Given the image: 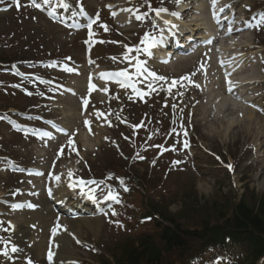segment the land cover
Segmentation results:
<instances>
[{
    "label": "rangeland",
    "instance_id": "rangeland-1",
    "mask_svg": "<svg viewBox=\"0 0 264 264\" xmlns=\"http://www.w3.org/2000/svg\"><path fill=\"white\" fill-rule=\"evenodd\" d=\"M31 1L32 0H19V7H17V0H0L2 4L7 2L0 12V52H4L5 54H17V57L12 56L13 58L24 57L25 59L39 58L40 61L44 60L43 68L39 70L40 74L43 76L42 78L49 77L51 80L60 83L63 73L60 71L56 73L54 70L52 71L51 66H49L51 63L48 62L49 59L58 56L61 57L63 61L66 60L67 62L68 60H72L70 54L72 56L77 55L79 58L86 47V40L84 41L80 35L74 37L63 33L61 29H56L49 24L45 13L37 11L29 6L31 5ZM69 2L73 5L79 2L85 8L94 12L97 17L96 19L102 20L104 18L106 22L109 21L119 34L122 35L121 37L127 38V36H129L128 43L130 45L139 42L146 34L151 36L157 35L158 33L152 21L156 18L152 15L147 16L146 9H137V5L133 4L132 0H69ZM263 2L264 0H254L255 4H253V2L250 3L254 5L255 8L257 7L256 5H261ZM110 5L113 8H109V10L103 9L108 8ZM201 8L204 9L200 3L199 9ZM125 9H131V11H125ZM115 11L119 12L110 16L109 13H114ZM139 12H141L144 17L141 20L136 19ZM200 13L201 12H199V15L203 17L204 15ZM123 16L126 19L123 18ZM117 19H121L122 21ZM132 20L137 21L134 23ZM163 24L165 23L163 22ZM148 26H151V28H148ZM261 29L259 35H254L250 37V39L254 40L253 42L255 44L264 45V26ZM102 32L101 29L99 31L101 36L103 35ZM161 37H163V35L160 36V38ZM119 40H110V44L107 48H99V52L105 54L99 58L98 61L106 63L110 69L115 71L126 70L132 77L131 81L134 82L136 80L135 84L137 88H149L145 77V79L141 77L136 79V66L138 63H143L144 67L147 68L149 72H154L157 76L165 77L164 80L152 79L150 83L152 88H207V76L212 78V82L215 78V65L214 63L210 64V61H208V59L213 60L211 54H199L195 63H190L188 60L175 62L172 69H168L169 71H167L161 68V64L155 57L147 56L145 50L146 46L144 47L145 44L140 47L139 52L134 50L127 54L129 57L128 59H126L123 54L121 56L122 45ZM144 53L145 56L142 57ZM149 65L154 66V69L149 67ZM201 65H203V68H201ZM35 71L37 70H33L31 73ZM11 73H15V71H11ZM184 76H189L192 82L181 80ZM15 79V77H11L10 75L0 74V88H3L1 90L2 92H0V105L9 104L11 106L25 107L31 103L29 100L23 101L20 95L16 96L13 93H6L9 88H51L36 81L23 85L15 84ZM174 80H181V82L173 87L171 82ZM87 83L91 87L93 85H95V88L98 87V81L93 82L91 79L87 78ZM202 101L201 99L197 106H200ZM226 108H228V102H220V105L213 106L210 104L202 105L197 109V114L203 121L202 125L197 126V128L199 134L205 137L203 142L206 143V147L211 152L219 155L223 160L231 162V165L234 164L232 170H226L217 164L202 161L199 167L203 175H198L193 179L183 178L179 173H176L163 181L161 179L154 180L153 178H148L149 171L144 165L145 171L138 168L137 176H140L144 182V188L147 192V196L150 197L149 201L151 205H163L167 211L165 214L171 216L173 220L179 224V232L184 233L185 230L189 228L200 227L209 213H211L210 217L212 222H216L218 218L228 216L229 213L233 211L234 204L237 201V194H242L241 198H245L248 207H251V205L257 207L258 202L264 203V159L257 158L258 155L256 154L259 153V150L256 149V147L253 146L255 151L250 148L252 147L251 142L253 139H256L257 128L263 124L255 120L254 117L251 118V122L244 118L237 117V111H240L238 109L237 111L225 112ZM62 113L65 114V111ZM75 122L77 123V119ZM245 128H248V130L246 131ZM4 131L5 128L0 127V135ZM78 135V141H80L81 145L86 149L79 152L80 158L85 163L89 159L91 162L89 166L94 169V149L97 148L99 144V138L96 139L90 135H84L82 132ZM195 135L198 136L197 130H195ZM259 139L262 145H264V132H262ZM17 145H19V143ZM100 145L103 144L100 143ZM9 151L11 155L15 156L23 163H27L29 159L28 155H31L26 147L21 149L17 146ZM261 155L264 156V150ZM117 167H119V165H117ZM114 168L115 167H113V169ZM130 169L131 174L136 173L134 168ZM93 171L95 170H90L86 173L92 174ZM224 174H228L229 176ZM12 178L13 177L8 178L9 182L7 183L5 179H0V188H2V186H4L3 189L14 188L17 185L15 184L17 179ZM141 197L144 199V196ZM214 207H219L220 210L218 211V209ZM206 210H208V212H205ZM221 211L224 213L223 215H219ZM252 213L257 212L255 211ZM150 232L151 228L135 229L133 232L134 237L126 240L120 239L115 234H108L105 231L102 232V230H98V234H96L95 237L96 239L93 240L89 231L82 229L81 233H79V237L92 244L98 243L100 246L99 253L102 255L106 254L111 260L112 257L116 258L119 256L122 248L131 244H136V240L139 237L143 236L144 233ZM152 239L155 240V238ZM143 240L147 239L143 238ZM81 247L83 249L73 246V255L91 260L93 255L91 254L92 252H90V247L89 250H86L83 245ZM162 259L164 260V264H172L173 261L179 260L177 259V254L173 256L164 255ZM83 264L85 263L83 262Z\"/></svg>",
    "mask_w": 264,
    "mask_h": 264
},
{
    "label": "bare ground",
    "instance_id": "bare-ground-1",
    "mask_svg": "<svg viewBox=\"0 0 264 264\" xmlns=\"http://www.w3.org/2000/svg\"><path fill=\"white\" fill-rule=\"evenodd\" d=\"M199 1L197 0V3ZM182 2H187L186 3L187 7L182 12V18H183L182 20H185V19H188L190 17V14H191V16H193V13H195V11H197L198 8H197V5L192 6V2L193 1L191 2L190 0H183ZM229 7H232L231 4L226 9L223 6L224 10L221 11V14H222V12L225 13ZM212 9H213V7L211 5L207 6L206 9H205V13L206 12H210ZM199 10H202L203 12H201L200 14H203L205 16L204 9L201 8ZM196 13L193 16V22L194 23H192L194 28L195 27H200V26H203V25H207V22L205 21V18L200 16V15L197 17ZM236 14L237 13H236V10L234 8L233 9V14H232L233 18H235ZM206 15L208 17L207 13H206ZM159 19H160V21H161V19H164L163 15H161L159 17ZM215 21L218 22V20H213L212 18H209V24H215ZM239 22H240L239 19H236V21H235L236 25L235 26L237 27V29L241 30V27L238 26ZM176 23L179 24L178 22H176ZM180 26H182V25H180ZM202 28H204V27H202ZM192 31H193V28H191L188 31V34L191 33ZM179 32L183 33L181 28L179 29ZM242 34H244L243 31H239L236 34H233L231 37H228V36L224 37V34H221L217 38L216 42H218L219 40L222 39L223 49L221 50V52L224 55L223 62L225 64H227L228 66L238 65V64L242 63V60L244 62H246L244 57H243L244 51L246 53H248V55H250V52L255 50L254 47H249L248 45H244L243 44V40L246 39V35L245 34L242 35ZM228 41H233L234 42L231 45L232 47H234L233 50H231L229 48H226L227 45H228ZM236 50L238 52H240L238 57H230L231 54L233 52H235ZM255 52H257V51H255ZM169 54L170 53H168L166 51H163V53L161 54V57L164 58V59H167ZM252 61H253V59H252ZM96 71H98V69ZM100 73L101 74H105L102 71ZM143 73H144V75L148 76L146 72H143ZM141 75H143V74H141ZM226 75L229 76V78H226L225 82L223 80H219L218 83H217L218 86L216 88H229L230 86H231V88H255V90L258 93V89L260 88L259 87V84H260L259 80L263 77L264 72L261 71V69H259L258 71L251 70L250 74L246 73V75H245V73H243L242 75H244V76L237 77L236 79L233 76L231 77L229 73H226ZM229 82H231V84ZM69 108H73V105H70ZM231 110H233V109H231ZM231 110H227L226 112H231ZM244 111H245L244 114H243V118L244 119L249 120L251 122V117H254L255 120L260 121L263 124V125H260V127L257 128L256 139H253V141L251 142L252 143L251 145L256 147V149H258L260 151V155H261L263 153V150H264V145H262L261 140L259 138H260L262 132L264 131V119L262 117H260V116H257L255 112H252L249 109H244ZM237 114H238V112H237ZM201 122H202V120L199 118V115H196V123L199 124ZM245 130L247 131L248 128L247 129L245 128ZM200 189H201V187H200ZM30 217L32 218L33 221H37V219H39L40 222L37 221L38 222V227L41 228L42 230L46 229V223H47V219L46 218H41L37 214H34V215L30 214ZM98 224H99V222L97 220H95L93 222H89V221L84 219V220L71 221V222L68 223V226H69V229L72 230L73 232L80 233V231L83 228H85V229L90 230V232L95 234L96 230H97V227L99 226ZM60 244H61V246H60V249L58 250V255L59 254L63 255V254H65L67 252V250H70V248H69L70 241L67 240L65 237H62V239L60 241ZM66 257L68 258L69 254Z\"/></svg>",
    "mask_w": 264,
    "mask_h": 264
},
{
    "label": "snow or ice",
    "instance_id": "snow-or-ice-1",
    "mask_svg": "<svg viewBox=\"0 0 264 264\" xmlns=\"http://www.w3.org/2000/svg\"><path fill=\"white\" fill-rule=\"evenodd\" d=\"M43 2H44V4H47V3H49V0H43ZM146 2H147V0H146ZM174 2H175L177 5H179V4L182 2V0H174ZM218 4H219V0H211V5H212V7H213L214 9L217 7ZM16 6L19 7V2H18V0H17V3H16ZM32 6H33V7H36V8H40V7H41L40 4L36 3V0H32ZM64 7L67 8L68 5L65 4ZM109 7H111V5H110ZM219 10H220V11H223L224 9H223V7H221ZM125 11H131V9H125ZM153 11L155 12V14H156L157 17H160L162 13H166V12H168V9L163 8V7H160V8L153 9ZM113 15H115V13H113ZM170 15L175 16V17H179L180 13H179V12H171ZM213 16H214V18H216V13H215V12L213 13ZM143 18H144V17L141 16V15H137V16H136V19H138V20H141V19H143ZM164 23H165L166 25H168V24H170L171 22L168 21V20H164ZM260 25H264V13L261 14V18H260V21H259V24L257 25V27H259ZM88 27L91 28V24H89ZM172 27H176V26H175V25H172ZM105 30H107V28H105ZM228 31H229V33H230V32L232 31V29L229 28ZM141 43H144V44L147 45V47H146L145 50L148 51V49L154 48V47L156 46V43H157V42H156V40H155L154 37H150V35L146 34V35L144 36L143 40L141 41ZM207 43H211V40L207 41ZM132 51H133L132 48H128V53H131ZM135 51L139 52V51H140V48H139V47H136V48H135ZM148 54L151 55V52L149 51ZM125 58H126V59L129 58L127 54L125 55ZM113 59H115V58H113ZM136 67H137V74H143V72H148L147 68L144 67V64H143V63H138ZM201 68H203V65H201ZM102 75H103L105 78H108V79H112V78H121V79H119V81H118V82L121 84V87H133V88H135V85L131 83V79H132V77H131V75H130L126 70H124V71H119V72H116V73H111V74H102ZM193 75H194V74H193ZM148 76H150L153 80H164V79H165V77H163V76H157L156 73H154V72H148ZM181 80H187V81H189L190 83L192 82V81H191V78H190L189 76H184V77L181 78ZM181 80H174V81L171 82V85L174 87L176 84L180 83ZM229 83L231 84V82H229ZM17 87H18V85H17ZM92 87L95 88V85H93ZM197 87H198V85H197ZM149 88H150L152 91H155V89H152L151 84H149ZM228 90H229V91L232 90V89H231V86L229 87ZM169 92H171V88H169ZM146 94H147V93H142V92L137 91V95H140L141 97H143V96L146 95ZM87 103H88V101L85 100V101H84V104L87 105ZM173 107L175 108V105H173ZM103 115H105V114H103V113H97V118L99 119V118H100L101 116H103ZM85 123H86V125L89 124V122H87V121H86ZM133 127H142V125H136V126H133ZM173 131H175V129H173ZM184 134H185V136L187 135L186 132H185ZM45 135H48V133H45ZM68 146L70 147V149H71L72 151H76L74 140L69 139V140H68ZM183 146H184L185 148L188 147V143H187V141L184 142V145H183ZM173 150H175V149H173ZM60 151H61V153H63V149H61ZM77 155H79V153H77ZM140 158L143 159V157H140ZM227 167L229 168V170H232V165L229 164V165H227ZM68 175H69V177L71 178V177L73 176V173L70 171V172L68 173ZM111 178H112V177L109 176V179H111ZM55 179H56L57 181H59V180H60V177H59V176H56ZM80 183L83 184V183H85V182L81 180ZM87 183L97 184V183H103V182L88 181ZM121 184H123V180H121ZM70 186H72V185H70ZM125 190L127 191V189H125ZM49 194H51V190H49ZM105 198H106V199H110V200H114V201L117 202V203L120 202L119 199H118V194H113L111 191H109L108 195H107ZM20 206H21V205H14V207H20ZM27 206H28V207H33V205H31V204H29V205H27ZM115 214H116V213L113 212V215H115ZM52 232H53V235H55V234L57 233V229H56V228H53V229H52ZM77 242H79V241H77ZM12 251L15 252V251H17V249H16L15 247H13V248H12ZM4 254L7 255V252H5ZM53 255H54V253H52V252L50 251L49 254H48V260H49L50 262L52 261V257H53ZM29 264H31V260H29Z\"/></svg>",
    "mask_w": 264,
    "mask_h": 264
},
{
    "label": "trees",
    "instance_id": "trees-1",
    "mask_svg": "<svg viewBox=\"0 0 264 264\" xmlns=\"http://www.w3.org/2000/svg\"><path fill=\"white\" fill-rule=\"evenodd\" d=\"M2 55V56H1ZM1 57L4 55L1 53ZM3 58H0V60ZM5 59V58H4ZM6 60V59H5ZM2 61V60H1ZM263 201V200H262ZM220 210L219 207H214ZM212 209V207H211ZM196 210V209H195ZM192 211V210H191ZM257 213H252V212ZM205 212H208L206 210ZM194 213V211H193ZM235 216L233 219L229 220L230 224L236 228L240 227H246L248 229H251L255 231L256 233L262 235L258 236L260 244H264V203L258 202L257 207L255 205H251V207H248L246 203L240 202L236 208H235ZM207 214V213H206ZM222 211L219 213V215H223ZM211 213L208 214V216L205 217V220L202 222L204 226H208L211 222ZM263 216V217H262ZM189 217V215H188ZM177 225V224H175ZM179 227H175L172 231H165V233L162 235L161 239H164L166 242H168L169 245H176L177 247L181 246L183 244V240H181L184 236L182 232H179L177 229ZM195 233V231H194Z\"/></svg>",
    "mask_w": 264,
    "mask_h": 264
}]
</instances>
